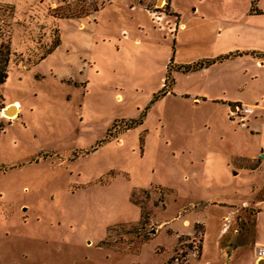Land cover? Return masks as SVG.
Returning <instances> with one entry per match:
<instances>
[{"label": "rangeland", "instance_id": "1", "mask_svg": "<svg viewBox=\"0 0 264 264\" xmlns=\"http://www.w3.org/2000/svg\"><path fill=\"white\" fill-rule=\"evenodd\" d=\"M254 5L0 0V264H253L264 55L250 51L264 53V0Z\"/></svg>", "mask_w": 264, "mask_h": 264}, {"label": "trees", "instance_id": "2", "mask_svg": "<svg viewBox=\"0 0 264 264\" xmlns=\"http://www.w3.org/2000/svg\"><path fill=\"white\" fill-rule=\"evenodd\" d=\"M255 0H251V6H250V10L251 11H255V12H260L261 9L257 8L255 5ZM246 52V51H245ZM253 54H259V55H264L263 52L259 53L256 51H250ZM235 53H239L237 52H229L223 55H219L213 58H200L196 61H193L191 63H184V64H178V68L184 69V70H188V69H192V68H198V67H202V66H206L209 65L215 61H219L222 60L224 58L229 57L230 55H233ZM247 53V52H246ZM9 54H10V48L7 42H2L0 41V83L4 81L6 75H7V64H8V60H9ZM134 123V120H128L125 122L126 126H131Z\"/></svg>", "mask_w": 264, "mask_h": 264}, {"label": "built area", "instance_id": "3", "mask_svg": "<svg viewBox=\"0 0 264 264\" xmlns=\"http://www.w3.org/2000/svg\"><path fill=\"white\" fill-rule=\"evenodd\" d=\"M245 111L248 110V107L243 108ZM259 156L262 155V152H259ZM255 257L258 263H263L264 264V244H260L256 247L255 250Z\"/></svg>", "mask_w": 264, "mask_h": 264}, {"label": "water", "instance_id": "4", "mask_svg": "<svg viewBox=\"0 0 264 264\" xmlns=\"http://www.w3.org/2000/svg\"><path fill=\"white\" fill-rule=\"evenodd\" d=\"M17 111V110H16ZM15 106L13 103H9L2 108V113L4 114H15Z\"/></svg>", "mask_w": 264, "mask_h": 264}, {"label": "crops", "instance_id": "5", "mask_svg": "<svg viewBox=\"0 0 264 264\" xmlns=\"http://www.w3.org/2000/svg\"><path fill=\"white\" fill-rule=\"evenodd\" d=\"M14 102V101H13ZM12 102V103H13ZM17 102V101H16ZM235 104L234 103H231L230 106L233 107ZM257 242V241H255ZM260 245V244H257L255 247H254V250H253V256H252V263L253 264H263V263H258L257 260H256V257H255V250H256V247ZM227 263V262H226Z\"/></svg>", "mask_w": 264, "mask_h": 264}, {"label": "bare ground", "instance_id": "6", "mask_svg": "<svg viewBox=\"0 0 264 264\" xmlns=\"http://www.w3.org/2000/svg\"><path fill=\"white\" fill-rule=\"evenodd\" d=\"M13 104L15 106V111L18 110L19 109V106H20L19 102L18 101L17 102H13ZM2 116L7 117V116H5L3 114H2Z\"/></svg>", "mask_w": 264, "mask_h": 264}]
</instances>
